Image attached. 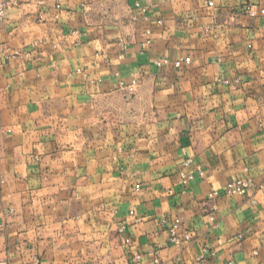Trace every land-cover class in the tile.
Returning <instances> with one entry per match:
<instances>
[{
  "label": "crops",
  "instance_id": "crops-1",
  "mask_svg": "<svg viewBox=\"0 0 264 264\" xmlns=\"http://www.w3.org/2000/svg\"><path fill=\"white\" fill-rule=\"evenodd\" d=\"M11 1L0 264H264V0Z\"/></svg>",
  "mask_w": 264,
  "mask_h": 264
},
{
  "label": "built area",
  "instance_id": "built-area-1",
  "mask_svg": "<svg viewBox=\"0 0 264 264\" xmlns=\"http://www.w3.org/2000/svg\"><path fill=\"white\" fill-rule=\"evenodd\" d=\"M11 0H0V24L3 22L6 9L11 4ZM209 5H212V1H208ZM137 6L140 7V4L138 3ZM60 7V6H58ZM243 13L251 18L257 17L259 15H264V7L255 4V3H246L243 6ZM159 24H162V20L158 21ZM122 47V53L126 50L127 44L122 41L121 42ZM121 56V54H120ZM192 60L190 56H184L179 58L177 61L174 62L175 66L182 67L184 65L191 64ZM168 63V60H161L157 61L158 66H162L163 64ZM223 81V80H222ZM224 82H227L224 80ZM235 82H239V79H236ZM139 85V82L137 80L132 81L130 84H126L123 81L119 82V87L122 89H125L128 93H134L137 86ZM192 159H187L184 163L183 168L179 171L180 178L183 184L187 185L194 179V175L196 172H198L201 176L205 175L204 170L199 166H193ZM245 172H249L248 168H245ZM252 186V179L250 177H238L235 180H232L228 182L227 186L225 187V195H237L242 196L246 195L248 193L249 188ZM222 193L219 190H213L209 193L210 198L217 197L221 195ZM162 226L168 225V220L163 219L162 220ZM183 227V221L180 218H176L173 220V222L169 226V240L170 243L173 245H179L183 241H189L191 239V233L188 231H185L183 234H179V229ZM257 253V251L255 252ZM136 258L139 260L141 259L140 255H137ZM201 261H205V256L200 257ZM155 262L159 264V260L155 259ZM1 264H6L4 261ZM227 264H234V262H228Z\"/></svg>",
  "mask_w": 264,
  "mask_h": 264
}]
</instances>
